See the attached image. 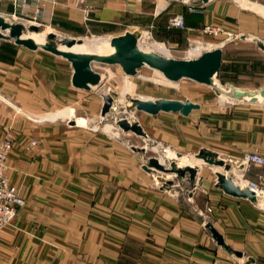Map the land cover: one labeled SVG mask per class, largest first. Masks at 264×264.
<instances>
[{
    "label": "crops",
    "instance_id": "1",
    "mask_svg": "<svg viewBox=\"0 0 264 264\" xmlns=\"http://www.w3.org/2000/svg\"><path fill=\"white\" fill-rule=\"evenodd\" d=\"M86 2L87 18L74 0H42L40 21L55 31L108 38L96 52L83 50L98 57L114 54L112 38L126 32L136 36L138 47L149 33L176 48L196 40L202 25L213 21L224 33L214 46L222 50V64L212 83L218 84L217 77L248 95L264 87V50L249 40L264 44V0ZM17 9L11 2L0 3L6 20L12 21ZM176 14L185 16L186 29L170 26ZM91 68L99 82L79 88L67 58L0 39V138H14L7 175L26 197L23 209L0 231V264H264V207L225 193L214 181L217 171L232 176L233 169L239 175L234 164L246 153L264 155V102L219 100L205 122L194 115L200 104L189 98L181 101L198 106L188 115L140 111L147 120L138 123L152 144L158 142L148 154L119 129L94 127L104 98L115 99L111 79L138 73L128 75L121 65L102 59H93ZM183 79L199 83L176 82ZM63 109L70 116L47 117ZM71 115L87 118L88 124H71ZM206 150L226 164L187 173L192 187L174 179L158 184V171L147 168L151 157L171 152L196 157ZM244 176L264 183V166L252 165ZM208 205L207 222L198 210Z\"/></svg>",
    "mask_w": 264,
    "mask_h": 264
},
{
    "label": "water",
    "instance_id": "2",
    "mask_svg": "<svg viewBox=\"0 0 264 264\" xmlns=\"http://www.w3.org/2000/svg\"><path fill=\"white\" fill-rule=\"evenodd\" d=\"M184 3L189 4L191 1L196 3H208L210 0H179ZM247 9L253 10L254 8L248 7ZM11 27L10 32H7V27ZM34 29V26H30ZM0 29L3 30V34H0V39L9 40L18 45L26 46L30 49H44L50 51L53 54L63 56L72 62L74 66L73 84L79 88L89 89L91 84H97L100 80V75L95 73L91 68V61L93 59H102L107 61L109 64H119L122 66L124 71L131 76L138 73V70L147 66L153 68L157 71L162 72L167 79L176 82L182 78H189L196 82L211 85L212 78L216 76L221 68L222 64V50L220 48H215L211 51H205L202 55L195 59L187 60H175L172 58H167L161 56L157 53L143 54L139 47L137 46V38L131 32H126L124 35L116 36L112 38V45L116 48L114 54L108 57H98L90 56L85 53L72 52L62 50L59 47L53 45H39L34 41L32 37L21 36L17 34L14 38H9L8 34L13 35L16 31L17 26L11 25L9 21H5V18L0 15ZM245 38V36H244ZM249 40L255 41L261 49L264 50V44L259 39L253 37ZM76 41H82V39L76 40L75 38H67L64 40V44L71 47ZM233 87V86H232ZM236 95L234 98L240 99L239 96L243 97L247 92L244 90L233 87ZM261 94L264 95V87L262 88ZM252 100V99H251ZM137 109L139 111H144L150 114H158L161 111L165 112H181L184 115H188L193 108L197 107V104L192 103L187 100L186 102L177 99L160 98L157 100L153 99H136ZM113 98L106 96L104 98V103L101 109V115H107L113 105ZM252 102H257L254 97ZM70 123L75 125L76 119L71 116ZM116 126L121 129L124 133H132L140 137H147V133L144 131L143 127L138 122H130L127 118L119 119L116 122ZM181 155V154H180ZM209 153L206 151H200L196 156L203 159L204 162L209 163L214 166H224L226 163L223 159H214V155L208 156ZM175 159L171 160L169 166L162 163L158 157H151L148 160L147 168L155 169L159 172H171L177 175L184 176L187 172H191L194 169L192 167L182 168L179 167L174 162ZM216 176L218 178V183L221 185L225 193L246 198L250 201L255 200L254 192L249 188L240 187L236 181L231 177L226 175V173L217 171ZM218 242H223L222 237L219 235Z\"/></svg>",
    "mask_w": 264,
    "mask_h": 264
},
{
    "label": "rangeland",
    "instance_id": "3",
    "mask_svg": "<svg viewBox=\"0 0 264 264\" xmlns=\"http://www.w3.org/2000/svg\"><path fill=\"white\" fill-rule=\"evenodd\" d=\"M158 4H159V0H155ZM156 3V4H157ZM192 9V7L190 8ZM17 16H20L18 18H13L15 20L12 19L11 20H7L9 21V23L13 26L16 25L17 29L16 31L13 32V35L8 34L9 38H14L15 36H17V34H20L21 36H34L36 37L38 40H45L44 43H38L39 45H43V44H47V45H53L55 47H61L64 44V40L67 39L68 37L71 38H75L76 40L78 39H92V38H97L100 36H91V34L85 33V34H72V33H68L67 31L61 30L59 31H55L54 29H52L51 27L45 26V25H40V27H36L34 26V29L30 28V20L31 17L29 16V14H25L22 13L21 10L18 8L17 9ZM2 16V15H1ZM4 17V16H2ZM5 18V17H4ZM6 21V19H5ZM210 23H214L212 22H206L202 25V27L205 24H210ZM202 27H201V31H200V35L199 37L196 38V40H194L193 42L188 41L186 44L184 45H178L176 48L171 47L172 43H168L165 42L163 43V41H160V39H158L157 37H152L149 39V41L147 40V42L149 43H154V42H160L163 43L164 45H166L169 48H171L170 53H166L165 55L169 56V58L175 59V60H187L189 55V50L191 47H193L195 44H197L198 42H202L204 45L211 47L212 49H214V46L216 44H218L219 42H221L222 39H220L221 37H217L214 36V34H210V33H204L202 31ZM113 31V30H111ZM109 31V32H111ZM10 32V31H9ZM32 34V35H31ZM111 34V33H109ZM30 35V36H29ZM101 35V34H100ZM178 36V35H176ZM101 37H109L108 35H104L102 34ZM220 39V40H219ZM146 40L144 41V43L141 40V43L145 46L147 45ZM37 43V42H36ZM212 44V45H211ZM207 51V50H205ZM114 52V49L112 51H110L109 53H105V55H109L112 54ZM204 52V51H203ZM97 54H102V53H97ZM164 55V53H161ZM104 55V54H103ZM94 67L99 70V71H104L105 67L100 65L99 63H94ZM110 71H114L117 74H119V72H116V68L114 67H108L107 68ZM122 75V74H120ZM160 75V76H159ZM155 79V80H153ZM157 79V80H156ZM213 80V78H212ZM216 81L218 82V84H215L214 82L211 85H206V84H199V83H195L193 81L187 80V79H183L180 82H169L167 80L164 79V76L160 73H158L157 71H154L148 67H142L139 69V72L137 74V76L134 77H129L127 79H125L122 76H116L113 77L111 79V84L108 85L112 88L115 86V89L117 90V93H115V99H114V103H115V107L112 109H124L125 113L128 116H131V120L133 122H141L142 124L146 123L147 120V116L140 112L137 109V102L135 101L136 99H141V97H147V98H152L154 100L156 99H160V98H172V99H180V100H186L187 98L196 101L197 103L200 104V109L195 110L194 111V115L198 116V118H201L202 121H206L208 120L209 117L214 115V105L217 104L219 102V100H222V97L228 98L226 100H244V101H249L252 102L253 98H256L257 102H264V95H262L261 93L257 92H250V94L248 95V93H246L242 98L237 99V98H233L231 96L226 97L225 94L230 92V88H233L232 86H229L225 80L220 79L216 77ZM132 84V88L130 87V85ZM135 84V85H134ZM110 89L106 88L104 90V92L109 93ZM149 96V97H148ZM251 96V97H249ZM252 99V100H251ZM102 109V108H101ZM65 110L68 109H63L61 110L60 113L64 112ZM101 112V111H100ZM100 112L97 113L95 116L97 119H99L100 117ZM64 116H67L66 114ZM47 117L52 118L53 115L49 114ZM171 119H175V117H171ZM180 119V118H179ZM185 121V120H184ZM187 122H189V120H186ZM106 121H104L103 123H99L98 121L96 122V127H99L97 129H106L108 131H110V128L112 127L110 124H105ZM110 122V121H109ZM82 124H88L85 122H81ZM123 132V131H122ZM131 135V134H129ZM122 136L124 137H131L133 142H138L139 145H144V141L142 140L143 138L140 136H136V135H132V136H128V133H122ZM152 140V139H150ZM152 143V142H150ZM148 154L150 153V150L147 151ZM207 153H209V157H211V153L209 150H206ZM166 157H170V158H175L177 157V161L174 160L175 163H178V166H181L182 168H186V167H192L193 169L197 168L199 169L200 167H212L214 169V165H211L209 163L204 162L203 159L196 157H191L190 155H182L181 157L178 156L176 153L171 152V154H166ZM212 158V157H211ZM160 160H164V158H160ZM191 162V163H190ZM228 169V172L231 171L232 176L234 177V179L237 180H243V176L241 175V173L236 174L235 172H233V169L230 170ZM193 172V171H191ZM191 172H187V173H191ZM189 174H186L184 176H180V175H174V173L171 172H159L158 174V179L157 183L160 184L161 180H172L174 179L175 183H180V185L184 186L187 185L188 187H192L191 184V180H189ZM183 177V178H182ZM185 177V178H184ZM248 178V177H246ZM250 179V178H249ZM215 181V179H214ZM259 181V180H258ZM260 183L264 186V183H262L260 181Z\"/></svg>",
    "mask_w": 264,
    "mask_h": 264
},
{
    "label": "built area",
    "instance_id": "4",
    "mask_svg": "<svg viewBox=\"0 0 264 264\" xmlns=\"http://www.w3.org/2000/svg\"><path fill=\"white\" fill-rule=\"evenodd\" d=\"M11 2L14 5H16L22 13L25 14H31V19H28L30 21L29 26H36L40 27V25H43V23L40 21V16L42 14V0H0V3L2 2ZM76 5L84 12L86 13L85 17H88V13L90 11V6H88L86 0H74ZM14 18H18L20 16H17L14 14ZM171 27L179 28V29H186V20L184 15L182 14H176L170 19L169 22ZM202 31L204 33H210L214 34V36H217L221 33H224L223 27L218 24L210 23L205 24L202 27ZM115 107V103L113 102L112 108ZM100 118L97 119L99 123L110 124L112 127H115L116 129H119L116 126V122L119 119L127 118L130 122H133L130 118L131 116H128L125 113L124 109H111V111L105 115L102 116L100 112ZM83 122L88 123L87 118H82ZM110 121V122H109ZM95 128L96 123L94 124ZM122 131L121 129H119ZM144 141L143 147L148 151L152 150L156 145H158V142H154V144L150 143L151 140H149L147 137H142ZM14 145V138L11 134H7L6 136L0 138V231L3 229L4 226L11 223V221L19 214V212L23 209V207L26 205V197L23 194L22 190L17 188L9 179L7 175V158L9 153L11 152ZM178 156H182L180 154H177ZM160 160V158L158 157ZM172 159L170 157H164V160L162 163H164L166 166H169ZM177 161V160H176ZM252 165L257 166H264V155L257 152V151H251L243 155L242 157L238 158L235 161V171L238 173H241V175L244 177L243 180H235L229 173L226 172V175L231 176L236 183L242 187V188H249L254 192L255 200L252 202H255L257 205L264 207V186L260 183L258 180H253L246 178L245 172L250 168ZM167 179L161 180V185L166 182ZM215 182L218 183L217 176L215 177ZM159 184V183H158ZM198 212L204 216V218L207 220V222L210 219V213L212 212V207L207 206L204 209H199Z\"/></svg>",
    "mask_w": 264,
    "mask_h": 264
},
{
    "label": "bare ground",
    "instance_id": "5",
    "mask_svg": "<svg viewBox=\"0 0 264 264\" xmlns=\"http://www.w3.org/2000/svg\"><path fill=\"white\" fill-rule=\"evenodd\" d=\"M11 30V27L8 26V30L7 32H9ZM1 31V30H0ZM145 32V31H144ZM3 33V32H2ZM146 33V32H145ZM1 34V33H0ZM32 35V34H31ZM30 36V35H29ZM144 36V35H143ZM34 39V41H36L37 43H44L45 40H38L36 37L34 36H30ZM99 38V37H98ZM93 38V39H82V41H76L71 47H68L66 45H63L60 47V49L62 50H66V51H72V52H80V53H83V50H87L89 52H96L99 47L102 45V44H107L108 42V38L107 39H103V38ZM150 34L147 33L144 38L142 39V42L144 43V41L147 40L149 41L150 39ZM108 45V44H107ZM212 45V44H211ZM103 48V47H102ZM112 48V47H111ZM139 50L143 53V54H149V53H152V52H162L164 53V55L166 53H169V49L166 45H164L163 43H160V42H154V43H149L147 42V45H143L141 43V40H140V44H139ZM211 51L212 48L206 45H204L202 42H198L197 44H195L193 47L190 48V50L188 51L189 52V55L190 56H195V55H198L200 54L201 52L203 51ZM162 74V72H159ZM160 76V75H159ZM165 78V77H164ZM166 79V78H165ZM155 80V79H153ZM157 80V79H156ZM135 85V84H134ZM132 86V84L130 85V87ZM132 88V87H131ZM234 96V91L231 90L229 92V94H226L225 96ZM149 97V96H148ZM141 99H147V97H141ZM226 99L228 98H222V101H225ZM67 115V116H70V111L69 109L68 110H65L64 112L62 113H56L53 115L52 119L54 118H57V117H61V116H64V115ZM72 116V115H71ZM75 119H76V122H82L83 119L82 117H79V116H74ZM163 161V160H161ZM191 163V162H190Z\"/></svg>",
    "mask_w": 264,
    "mask_h": 264
},
{
    "label": "trees",
    "instance_id": "6",
    "mask_svg": "<svg viewBox=\"0 0 264 264\" xmlns=\"http://www.w3.org/2000/svg\"><path fill=\"white\" fill-rule=\"evenodd\" d=\"M185 17V16H184ZM186 20V19H185ZM176 32H178V31H176Z\"/></svg>",
    "mask_w": 264,
    "mask_h": 264
}]
</instances>
